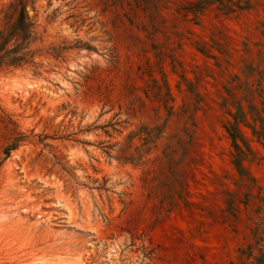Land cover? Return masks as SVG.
I'll use <instances>...</instances> for the list:
<instances>
[{
	"label": "rangeland",
	"instance_id": "obj_1",
	"mask_svg": "<svg viewBox=\"0 0 264 264\" xmlns=\"http://www.w3.org/2000/svg\"><path fill=\"white\" fill-rule=\"evenodd\" d=\"M34 6L41 74H0V264H264V0Z\"/></svg>",
	"mask_w": 264,
	"mask_h": 264
},
{
	"label": "trees",
	"instance_id": "obj_2",
	"mask_svg": "<svg viewBox=\"0 0 264 264\" xmlns=\"http://www.w3.org/2000/svg\"><path fill=\"white\" fill-rule=\"evenodd\" d=\"M34 3L35 0H8L0 4V74L23 68L41 74L43 63L36 59L39 50L32 48L38 39L36 23L30 14V9H35ZM20 140L14 138L5 147V153L18 148Z\"/></svg>",
	"mask_w": 264,
	"mask_h": 264
}]
</instances>
